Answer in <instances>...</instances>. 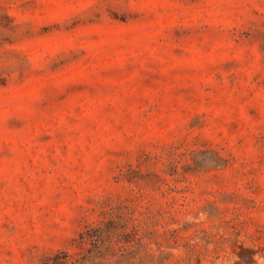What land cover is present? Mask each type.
<instances>
[{"label":"rangeland","instance_id":"rangeland-1","mask_svg":"<svg viewBox=\"0 0 264 264\" xmlns=\"http://www.w3.org/2000/svg\"><path fill=\"white\" fill-rule=\"evenodd\" d=\"M66 251L264 264V0H0V264Z\"/></svg>","mask_w":264,"mask_h":264},{"label":"trees","instance_id":"trees-1","mask_svg":"<svg viewBox=\"0 0 264 264\" xmlns=\"http://www.w3.org/2000/svg\"><path fill=\"white\" fill-rule=\"evenodd\" d=\"M125 220L126 218H124L123 215H120V212L107 211L106 218L103 220L102 224H99L97 226L90 225L88 229L80 233V236L77 240L80 243H83L89 238L98 236L100 234L99 233L100 231L106 232V234L110 236L109 233L112 231V229L120 228V223ZM75 256H76V252L66 251L65 256L63 258L59 256L54 257L52 262H50V264H64L69 260H73Z\"/></svg>","mask_w":264,"mask_h":264}]
</instances>
